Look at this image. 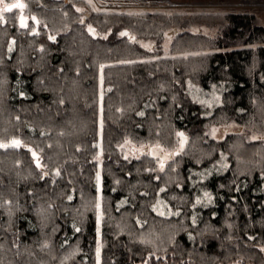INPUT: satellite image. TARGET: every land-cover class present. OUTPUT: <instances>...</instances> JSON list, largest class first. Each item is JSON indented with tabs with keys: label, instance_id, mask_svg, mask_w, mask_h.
I'll return each instance as SVG.
<instances>
[{
	"label": "trees",
	"instance_id": "obj_1",
	"mask_svg": "<svg viewBox=\"0 0 264 264\" xmlns=\"http://www.w3.org/2000/svg\"><path fill=\"white\" fill-rule=\"evenodd\" d=\"M17 2L0 6V264H264L259 18H200L205 34L197 16ZM177 138L169 160L139 151Z\"/></svg>",
	"mask_w": 264,
	"mask_h": 264
},
{
	"label": "rangeland",
	"instance_id": "obj_2",
	"mask_svg": "<svg viewBox=\"0 0 264 264\" xmlns=\"http://www.w3.org/2000/svg\"><path fill=\"white\" fill-rule=\"evenodd\" d=\"M16 0H3V3L12 4ZM76 2V5L78 6V11L82 12L89 11L91 13H122V14H133V15H142L144 17H148L149 13H155V14H162L166 13L168 16H175L180 15L183 17V21L189 22L192 17L197 16L200 20L199 24H193V23H186L188 24L186 27L187 31L191 32H197L199 28H202L203 33H213L215 31V28H210L206 25H202L201 19L204 18L205 21L210 22L216 19L218 15H225L228 13H252L255 14L260 22L264 25V0H258L263 1V3H254L255 0H155L153 2L149 3H142L140 4L135 3L134 5H122L120 1H113L110 2L109 0H72V2ZM3 3H0V6H3ZM19 19L21 21V17H25L24 11H20L18 14ZM86 16L83 17L82 21H86ZM201 18V19H200ZM180 24H170L165 27L167 30H172L173 27H180ZM89 31L90 29L93 31H90L92 34H95V28L92 25H89ZM180 29H182L180 27ZM214 34V33H213ZM140 45L144 47H150L151 50H153V47L148 44L150 41L146 40H139L138 41ZM171 43V42H170ZM169 41L164 40L163 41V49L164 54H169ZM151 44V42H150ZM155 50V49H154ZM103 76L102 73H100L99 82H100V89H99V103L100 106L103 103L102 97H103ZM3 87V85H2ZM238 132L242 131V128L237 129ZM243 137H245L246 140L250 141L254 140L253 136L256 134H245L242 133ZM182 140L185 139L184 134L182 135ZM181 143V139L177 138L174 145L168 146L166 152L171 151L170 153H174L177 150H180L181 147L179 146ZM262 146H264V141L262 142ZM261 146V147H262ZM184 150V149H183ZM124 155L130 156L132 155L131 148L129 144H124ZM176 155V154H175ZM174 155V156H175ZM101 156V151L98 152V158ZM173 156V157H174ZM161 159V157H158V161ZM162 160V159H161ZM164 161V160H163ZM57 175V172H56ZM97 264H100V259L98 258Z\"/></svg>",
	"mask_w": 264,
	"mask_h": 264
},
{
	"label": "snow or ice",
	"instance_id": "obj_3",
	"mask_svg": "<svg viewBox=\"0 0 264 264\" xmlns=\"http://www.w3.org/2000/svg\"><path fill=\"white\" fill-rule=\"evenodd\" d=\"M0 3H3V0H0ZM24 7H25V5L22 4V3H12V4L3 3L2 12H4V13L11 12L13 9H22ZM21 26L22 27H27V25L24 23V18L23 17H21ZM90 31H93V30L90 29ZM121 35H125V33H122ZM50 38L54 39V37H50ZM141 115H142V113H141ZM178 135L182 136L183 134L182 133H178ZM20 143L21 142L19 140H13L11 142V146L12 147H19ZM9 146L10 145H8V144H0V147H2V148H7ZM32 155L34 157L37 156V154L35 152H33ZM37 166H39V160L38 159H37ZM161 169H163V164H161ZM57 175H59V172H57Z\"/></svg>",
	"mask_w": 264,
	"mask_h": 264
},
{
	"label": "water",
	"instance_id": "obj_4",
	"mask_svg": "<svg viewBox=\"0 0 264 264\" xmlns=\"http://www.w3.org/2000/svg\"><path fill=\"white\" fill-rule=\"evenodd\" d=\"M139 151L140 152H150L153 156L161 157V159L164 161L173 158L175 154H178L180 152V150H177L174 153L166 152V150L163 147L158 146V145L152 146L150 148L149 147L140 148Z\"/></svg>",
	"mask_w": 264,
	"mask_h": 264
},
{
	"label": "built area",
	"instance_id": "obj_5",
	"mask_svg": "<svg viewBox=\"0 0 264 264\" xmlns=\"http://www.w3.org/2000/svg\"><path fill=\"white\" fill-rule=\"evenodd\" d=\"M110 2H113V1H117V0H109ZM120 1V3H122V5H134L135 3H140V4H144V3H149V2H153L155 0H127V1H124V0H118ZM161 1H164V0H161ZM156 2V1H155ZM126 3V4H124Z\"/></svg>",
	"mask_w": 264,
	"mask_h": 264
},
{
	"label": "bare ground",
	"instance_id": "obj_6",
	"mask_svg": "<svg viewBox=\"0 0 264 264\" xmlns=\"http://www.w3.org/2000/svg\"><path fill=\"white\" fill-rule=\"evenodd\" d=\"M124 1H127V0H124ZM252 1V0H251ZM254 3H263V1H258V0H255V1H253ZM124 4H126V3H124Z\"/></svg>",
	"mask_w": 264,
	"mask_h": 264
}]
</instances>
